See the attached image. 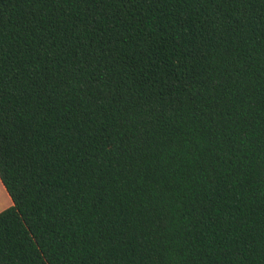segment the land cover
Masks as SVG:
<instances>
[{
  "label": "trees",
  "instance_id": "1",
  "mask_svg": "<svg viewBox=\"0 0 264 264\" xmlns=\"http://www.w3.org/2000/svg\"><path fill=\"white\" fill-rule=\"evenodd\" d=\"M0 264H264V0H0Z\"/></svg>",
  "mask_w": 264,
  "mask_h": 264
},
{
  "label": "rangeland",
  "instance_id": "2",
  "mask_svg": "<svg viewBox=\"0 0 264 264\" xmlns=\"http://www.w3.org/2000/svg\"><path fill=\"white\" fill-rule=\"evenodd\" d=\"M12 205L13 201L0 180V213Z\"/></svg>",
  "mask_w": 264,
  "mask_h": 264
},
{
  "label": "crops",
  "instance_id": "3",
  "mask_svg": "<svg viewBox=\"0 0 264 264\" xmlns=\"http://www.w3.org/2000/svg\"><path fill=\"white\" fill-rule=\"evenodd\" d=\"M3 187V186H2Z\"/></svg>",
  "mask_w": 264,
  "mask_h": 264
}]
</instances>
